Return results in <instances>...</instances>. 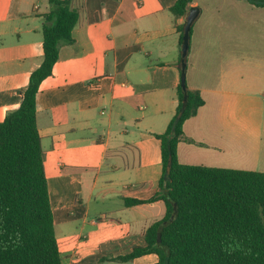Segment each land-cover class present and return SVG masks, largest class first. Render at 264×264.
Returning <instances> with one entry per match:
<instances>
[{
	"label": "crops",
	"instance_id": "1",
	"mask_svg": "<svg viewBox=\"0 0 264 264\" xmlns=\"http://www.w3.org/2000/svg\"><path fill=\"white\" fill-rule=\"evenodd\" d=\"M67 1L80 12L74 43L60 48L36 95L44 169L46 160L57 168L52 178L46 174L54 230L55 223L69 230L61 240L55 232L62 264H156L153 253L118 258L144 246L146 229L165 214L162 201L145 202L159 191L154 135L176 114L179 30L188 14L174 21L176 0ZM192 8L198 14L184 77L204 104L183 125L194 143L178 144V161L264 173V7L192 0ZM48 9L47 0H0V21L17 36L16 44L0 46V122L19 107L42 63L35 37ZM128 122L137 130L130 143Z\"/></svg>",
	"mask_w": 264,
	"mask_h": 264
},
{
	"label": "trees",
	"instance_id": "2",
	"mask_svg": "<svg viewBox=\"0 0 264 264\" xmlns=\"http://www.w3.org/2000/svg\"><path fill=\"white\" fill-rule=\"evenodd\" d=\"M239 1L264 7V0ZM47 2L42 63L30 74L19 107L0 122V264H62L36 124V95L52 75L60 48L74 43L72 30L80 12L67 0ZM191 2L176 0L170 9L174 21L188 14ZM177 99L175 116L162 134L154 135L160 141L162 175L158 193L145 202L162 201L164 217L146 229L144 246L118 260L153 253L156 264H264V173L179 163L178 144L194 143L184 136L183 125L204 101L199 91L181 86ZM141 203L125 200V206Z\"/></svg>",
	"mask_w": 264,
	"mask_h": 264
},
{
	"label": "rangeland",
	"instance_id": "3",
	"mask_svg": "<svg viewBox=\"0 0 264 264\" xmlns=\"http://www.w3.org/2000/svg\"><path fill=\"white\" fill-rule=\"evenodd\" d=\"M8 25H10V26H8ZM0 31L3 32L2 34H0V46H2V45L11 46V45H14L17 43V36H16V34H14L12 32L10 22H7L5 20L0 21ZM36 39H39L40 41H42L41 28H39V36L35 37V40ZM131 82L137 83L138 80L135 78H132ZM135 115L140 116V113L136 112ZM100 128H101V126H97V129H100ZM125 129L128 132V137H127L128 139L127 140L130 143L132 141L133 136L137 135V130L134 126V123L130 124L129 122L125 126ZM96 131L97 130H94V132H96ZM44 146H45V143H44ZM136 158H137V153L133 152V154H131V160L135 161ZM45 169H46V174H47V176H49V178H52L53 173L54 174L57 173L56 166L52 165L48 160H46ZM55 232H56L57 239L61 240L65 235H67L69 230L66 232L65 230L62 229V227L58 223H55Z\"/></svg>",
	"mask_w": 264,
	"mask_h": 264
},
{
	"label": "water",
	"instance_id": "4",
	"mask_svg": "<svg viewBox=\"0 0 264 264\" xmlns=\"http://www.w3.org/2000/svg\"><path fill=\"white\" fill-rule=\"evenodd\" d=\"M198 14V10L195 8H192L189 10L188 15H187V20H186V24L184 26L183 29V37H182V45H181V69H182V73H181V83L180 86L182 88V90L184 91L186 88V84H185V77H184V67H185V58L187 55V51H188V47H189V33H190V29H191V25L194 22L196 16ZM186 96H184L183 99V104H186ZM182 112L180 111L178 114V118L181 116ZM175 210V207H174ZM174 218V216H172L170 218V221H172ZM161 239V234L158 233L157 235V242L159 243Z\"/></svg>",
	"mask_w": 264,
	"mask_h": 264
}]
</instances>
